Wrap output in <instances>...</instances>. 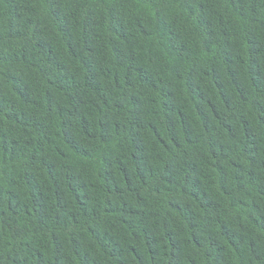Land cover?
<instances>
[{
  "label": "trees",
  "instance_id": "1",
  "mask_svg": "<svg viewBox=\"0 0 264 264\" xmlns=\"http://www.w3.org/2000/svg\"><path fill=\"white\" fill-rule=\"evenodd\" d=\"M0 264H264V0H0Z\"/></svg>",
  "mask_w": 264,
  "mask_h": 264
}]
</instances>
